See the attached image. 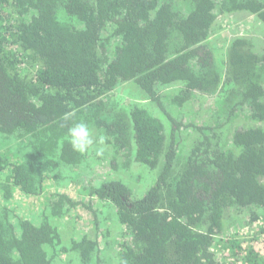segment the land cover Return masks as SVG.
I'll list each match as a JSON object with an SVG mask.
<instances>
[{
  "label": "trees",
  "instance_id": "1",
  "mask_svg": "<svg viewBox=\"0 0 264 264\" xmlns=\"http://www.w3.org/2000/svg\"><path fill=\"white\" fill-rule=\"evenodd\" d=\"M176 2L0 0V144L22 145L15 159L0 153V264H57L62 253L98 259L96 241L72 239L67 248L53 223L79 204L69 195L34 218L10 206L16 192L37 199L47 179L59 185L65 168L90 162V151H73L67 138L80 121L108 138L114 169L135 162L157 173L142 198L121 180L90 187L125 225L117 264H264V127L230 137L219 125L188 124L202 137L180 159L175 119L166 116L167 135L146 105L112 101L123 84L164 112L165 97L181 107L198 93L217 95L264 122V46L238 37L224 61L208 43L218 6L264 25V0H190L188 13ZM172 85L175 93L160 91Z\"/></svg>",
  "mask_w": 264,
  "mask_h": 264
},
{
  "label": "rangeland",
  "instance_id": "2",
  "mask_svg": "<svg viewBox=\"0 0 264 264\" xmlns=\"http://www.w3.org/2000/svg\"><path fill=\"white\" fill-rule=\"evenodd\" d=\"M215 1L220 2V0ZM190 4V0H177L176 2V6L183 13H188ZM238 37L256 38L254 40L255 48L261 51V47L264 46V25L251 13H222L218 6L216 24L210 32L208 43L218 55L221 54L220 56L225 61L226 50L230 41ZM177 89V86L172 85L160 89V91L169 95L175 93ZM111 97L112 101L119 102L124 108L133 102L146 105L154 114L164 120L167 125V135H172L173 126L166 116L169 115L175 119V122L180 126L176 128L173 135L176 139L180 159L185 158L191 150L193 142L202 137L197 129L187 127L188 124L203 127L217 126V128L219 125L218 133L229 131L230 137L235 130L241 127L248 125L264 127V122H252L251 113L248 110L239 104V107L237 105L230 106V102H225L223 96H208L198 93L196 97L181 107L174 105L172 98L165 97L163 100L165 112L157 104L148 101L147 95L142 90L136 89L134 91L131 84L121 85L111 94ZM225 105L226 111L222 109ZM96 134L104 135L99 131ZM106 139L108 138L106 137ZM228 140L230 141V138ZM102 147V155H97L96 146L90 150V162L88 164L85 163L77 168H65L62 173L63 176H61L63 183L57 185L52 180L47 179L45 191L41 197L32 199L33 201L20 192H16L10 206L14 208L17 217L34 218V215L42 214L48 203L57 200L61 195H69L79 204L64 217L53 219V223L61 228L64 245L69 248L72 239L81 240V238L87 237L96 241L100 248L98 259H94L90 264H117V250L122 243L123 234L126 233L125 225L117 216L116 208L112 204L101 202L92 196L90 187L92 185L98 186L102 182L121 180L132 189L135 196L142 198L148 192L157 173L148 171L135 162L129 163L127 169L120 164L117 169H114L111 163L112 148L108 146L107 142ZM20 148L22 145L18 146L16 142L6 141L2 145L0 144V153L15 159L18 157ZM233 215L239 219L241 217L236 212ZM243 219L246 223L249 221L248 216ZM248 229H252V226H248ZM56 261L57 264H83L72 253H62Z\"/></svg>",
  "mask_w": 264,
  "mask_h": 264
},
{
  "label": "clouds",
  "instance_id": "3",
  "mask_svg": "<svg viewBox=\"0 0 264 264\" xmlns=\"http://www.w3.org/2000/svg\"><path fill=\"white\" fill-rule=\"evenodd\" d=\"M67 138L73 151L80 154L88 153L94 146L97 155L103 154V145L106 142L104 135H97L88 123L84 121L73 123L67 130Z\"/></svg>",
  "mask_w": 264,
  "mask_h": 264
}]
</instances>
